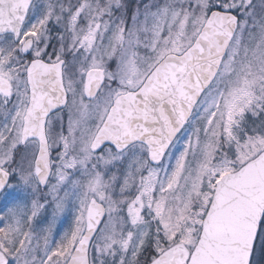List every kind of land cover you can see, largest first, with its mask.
Returning a JSON list of instances; mask_svg holds the SVG:
<instances>
[{"label":"snow or ice","instance_id":"obj_1","mask_svg":"<svg viewBox=\"0 0 264 264\" xmlns=\"http://www.w3.org/2000/svg\"><path fill=\"white\" fill-rule=\"evenodd\" d=\"M0 264H264V0H0Z\"/></svg>","mask_w":264,"mask_h":264},{"label":"rangeland","instance_id":"obj_2","mask_svg":"<svg viewBox=\"0 0 264 264\" xmlns=\"http://www.w3.org/2000/svg\"><path fill=\"white\" fill-rule=\"evenodd\" d=\"M129 8L134 9L139 0H124ZM174 163V161H173ZM72 217L69 215L67 219L63 221V228H67L71 224Z\"/></svg>","mask_w":264,"mask_h":264}]
</instances>
